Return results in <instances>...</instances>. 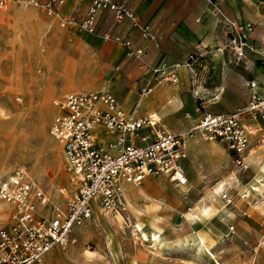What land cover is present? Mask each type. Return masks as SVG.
Instances as JSON below:
<instances>
[{
	"label": "crops",
	"instance_id": "obj_1",
	"mask_svg": "<svg viewBox=\"0 0 264 264\" xmlns=\"http://www.w3.org/2000/svg\"><path fill=\"white\" fill-rule=\"evenodd\" d=\"M122 1L130 6L135 19L124 16L120 21H115L110 11L98 13L96 30L89 33L92 38L87 41L82 38L95 52L97 80L92 85L94 88L69 91L108 90L120 100L124 109L133 111L134 115L156 111L159 125L173 132L188 128L198 119L200 111L206 110L203 108L207 101L205 95H199L200 91L212 90L215 95L212 102L223 107L213 111H230L244 105L250 98L249 81L252 79L259 93H264V0H213L231 18L254 24L241 58L229 49L219 48L228 38L229 29L218 22L215 9L208 0ZM5 3L6 0L0 6ZM89 3L90 0H65L51 21L62 20L70 24L68 27L74 28V22L86 11ZM146 25L154 38L141 35ZM106 31L112 36L129 38L133 45L143 46L147 53V65L141 66L138 60L129 56L128 48L121 40L105 38L103 35ZM189 52L201 53L193 62L197 66V77L191 80V70L181 64L176 70L177 81L156 78L152 69L154 65L162 61L182 63ZM213 62L218 64V70L221 71V79L217 84L213 87L207 85L205 89H191L190 85H195L199 78L210 77L209 69L214 66ZM121 132L98 125L94 130V138L97 143H102ZM145 133V128H138L135 132L125 134L136 143H145L149 138L143 140L140 137ZM225 151L228 149L217 140L204 139L200 134H195L185 140L178 159L185 168V183L170 179L166 172L147 175L140 183L123 181L125 212L129 220L139 225L140 231L148 228L152 236L147 234L139 237L138 246L131 245V235L123 243L114 230L113 223H118L115 216L104 214L105 218L101 216L100 209L93 208V214L98 211L99 216L94 219V223L100 226L108 239L109 251L106 258L99 259L100 263L203 264L204 254L215 260L210 248L221 252V242L227 238L235 254H244L262 232L264 214L247 197L233 196L230 205L223 203L224 206L220 207L217 198L210 200L209 191L218 181L212 183L208 175L225 171L229 163V153ZM67 178L69 180L68 173ZM222 183L225 184L224 181ZM214 195L218 197L216 188L213 190ZM204 206L209 208L207 213L201 210ZM230 224L233 225V231L229 232ZM103 225L110 227L111 235H108ZM87 228L93 230L91 222L83 229L84 233H87ZM198 242L201 244L200 250ZM193 251L194 256L191 255ZM61 252L66 257L65 252ZM52 253L46 254L43 264H54ZM56 258L58 260V256ZM92 264L99 263L93 261Z\"/></svg>",
	"mask_w": 264,
	"mask_h": 264
},
{
	"label": "built area",
	"instance_id": "obj_2",
	"mask_svg": "<svg viewBox=\"0 0 264 264\" xmlns=\"http://www.w3.org/2000/svg\"><path fill=\"white\" fill-rule=\"evenodd\" d=\"M5 0H0V5ZM45 8L48 14H58L65 0H28ZM218 16V22L229 29V36L221 49H229L235 56L244 53L247 36L254 29L251 21L241 22L227 15L213 0H208ZM110 11L115 21L124 16L135 19L128 4L122 0H90L86 11L79 17V24L96 30L100 11ZM72 19V17H71ZM72 20H75L74 18ZM65 21L62 22L64 24ZM144 38L154 36L148 25L141 32ZM127 46V54L147 65L146 50L133 45L129 38L112 36ZM201 53L189 52L181 63L162 61L152 67L157 79L177 81V68L181 64L193 69V62ZM250 98L235 110H201L200 116L188 128L173 132L159 125L156 111L134 115L121 105L120 100L108 90L86 89L68 91L53 99L56 111L50 122L49 132L61 147L64 170L68 173L74 191L63 203L53 201L36 180L22 169H14L0 177V199L9 205L2 211L9 224L0 225V264H43L47 252L57 244H64L74 226L82 224L93 214V206L106 211L126 213L122 183H140L150 174L166 172L170 179L185 183V168L179 162L188 137L200 134L204 139L217 140L232 153L236 165L246 166L244 156L248 150L252 132L247 116H257L264 122V93H259L255 80L249 81ZM200 110L199 107L196 108ZM98 125L119 129L122 132L97 143L94 130ZM145 128L136 143L126 136ZM220 193L225 204L232 201L227 188ZM129 220L126 215L124 217ZM135 231L140 230L136 223ZM233 231V225L228 226ZM264 244V230L253 249Z\"/></svg>",
	"mask_w": 264,
	"mask_h": 264
},
{
	"label": "rangeland",
	"instance_id": "obj_3",
	"mask_svg": "<svg viewBox=\"0 0 264 264\" xmlns=\"http://www.w3.org/2000/svg\"><path fill=\"white\" fill-rule=\"evenodd\" d=\"M55 15L48 14L45 8L28 0H6L5 5L0 6V177L14 169H22L43 186L51 200L63 203L74 191V185L70 184L64 170L61 147L49 132L56 111L53 99L69 90L94 88L92 85L97 80V63L93 48L82 39H91L89 33L92 31L83 28L78 20H75L74 28L68 27L70 24L67 22L62 25V20L52 22L51 18ZM212 64L210 77L199 78L195 85H190L191 89H205L207 85L213 87L217 84L221 79V71L218 70V64ZM196 67L193 63L191 80L198 76ZM209 91L199 92V95H205L207 101L203 109H223L220 105H214L212 101L215 95L212 90ZM245 120L257 123L251 124L255 134L251 135L249 150L246 151V154L249 151L248 165H236L232 152L225 151L229 153L225 171L208 175L212 183L218 181L209 191L210 200L217 198L218 207L223 205L221 191L218 193L219 198L213 196V190L222 185L230 196L247 197L264 214V192L255 194L245 189L256 175V163L264 159V122L252 115L245 117ZM93 207L100 209L96 205ZM4 210H8V205L0 199V213ZM100 210L101 216L105 218L104 214L115 216L118 223H113L114 230L123 243L131 235V245L138 246L139 237L147 234L152 236L148 228H142L140 234V230L134 231V221L123 218L128 216L127 213ZM95 218L98 219L96 213L75 226L67 241L55 246L61 250L55 248L49 252H53L54 264H92L93 261L101 264L99 259L106 258L109 251L108 239L100 226L94 223ZM89 222L93 230L87 228V233H84L83 229ZM9 223L4 215H0V225ZM261 227L263 231L264 215ZM105 229L111 235L110 227ZM259 236L240 255L235 254L227 238L221 242V252L210 248L216 261L204 254L203 264H264V244L253 249ZM61 251L65 252L66 257ZM194 254V251L191 252V255Z\"/></svg>",
	"mask_w": 264,
	"mask_h": 264
},
{
	"label": "bare ground",
	"instance_id": "obj_4",
	"mask_svg": "<svg viewBox=\"0 0 264 264\" xmlns=\"http://www.w3.org/2000/svg\"><path fill=\"white\" fill-rule=\"evenodd\" d=\"M251 132H252V135L255 134V132H253V128L252 126L249 127ZM96 141V140H95ZM249 150V149H248ZM248 153L249 151L247 152V154H245L244 156V161L246 162V164L248 163V159H247V156H248ZM261 158V157H260ZM248 165V164H247ZM221 184V183H220ZM247 187V186H246ZM222 189V185H219V187H216V192H220V190ZM245 189H250V191L254 192L255 194H263L264 192V159L260 160L258 163H256V175L255 177L252 179V181L249 183V187L248 188H245ZM246 192V191H245ZM2 200V199H1ZM4 202V201H3ZM5 203V202H4ZM6 204V203H5ZM101 209V208H100ZM96 210V208L94 209ZM203 213H207L209 208L204 206L203 209H201ZM103 211V210H102ZM98 213V211H96V214ZM94 214H95V211H94ZM99 218V216H98ZM141 231L138 232V234H140ZM137 235V233H136ZM204 242V241H203ZM202 242V243H203ZM197 246H198V249L200 250L201 248V244L200 242L197 243ZM206 247V246H205ZM55 247H53L52 249L49 250V252L51 250H53ZM48 252V253H49ZM90 253H92V251H89ZM47 253V254H48ZM89 256V255H87ZM55 261V260H54Z\"/></svg>",
	"mask_w": 264,
	"mask_h": 264
},
{
	"label": "trees",
	"instance_id": "obj_5",
	"mask_svg": "<svg viewBox=\"0 0 264 264\" xmlns=\"http://www.w3.org/2000/svg\"><path fill=\"white\" fill-rule=\"evenodd\" d=\"M220 23V22H219ZM241 58V57H240Z\"/></svg>",
	"mask_w": 264,
	"mask_h": 264
}]
</instances>
